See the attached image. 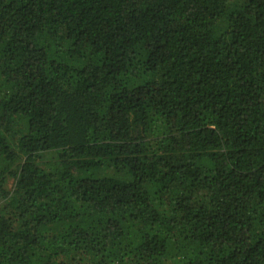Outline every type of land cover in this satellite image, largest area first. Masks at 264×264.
I'll use <instances>...</instances> for the list:
<instances>
[{"label": "trees", "instance_id": "trees-1", "mask_svg": "<svg viewBox=\"0 0 264 264\" xmlns=\"http://www.w3.org/2000/svg\"><path fill=\"white\" fill-rule=\"evenodd\" d=\"M0 264H264V0H0Z\"/></svg>", "mask_w": 264, "mask_h": 264}, {"label": "rangeland", "instance_id": "rangeland-1", "mask_svg": "<svg viewBox=\"0 0 264 264\" xmlns=\"http://www.w3.org/2000/svg\"><path fill=\"white\" fill-rule=\"evenodd\" d=\"M8 186H10V183H8Z\"/></svg>", "mask_w": 264, "mask_h": 264}]
</instances>
